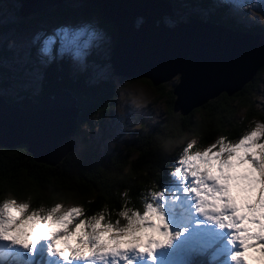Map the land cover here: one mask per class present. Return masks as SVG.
I'll return each mask as SVG.
<instances>
[{"label": "trees", "instance_id": "obj_1", "mask_svg": "<svg viewBox=\"0 0 264 264\" xmlns=\"http://www.w3.org/2000/svg\"><path fill=\"white\" fill-rule=\"evenodd\" d=\"M80 1V6L75 9L62 2L48 12H39L38 16L72 19L82 14L86 20L96 17L106 34L112 37L113 46L117 40V28L97 11V7H100L105 14H111L110 8H115L111 0ZM168 1L174 13L185 6L209 10L203 16L189 13L186 20L197 18L237 32L264 34L263 23L245 26L224 15V10L228 8L224 3L212 5L210 0ZM70 11L74 12L75 17L67 15ZM201 12L204 14L203 10ZM5 54L10 59L8 53ZM1 55L2 50L0 87L8 88L11 70L6 67ZM65 61L66 58L58 56H47L39 61L42 87L39 95L20 98L4 96L11 103L26 107L31 101L53 95L59 88L68 89L76 97L80 108L77 145L54 165L35 161L26 145H0V201L9 196L28 203L31 209L43 205L44 214L59 203L76 202L81 206L82 214L72 223V227L81 220L92 223L94 221L90 218L100 215L104 217L102 224L119 221L120 225H124L126 220L119 215L121 210L127 209L130 214L131 211H139L142 214L147 202L157 204L158 197L154 194L159 193L161 185L168 182L169 173L174 170L172 156L183 149L188 135H196L198 144L204 147L218 136L234 142L243 133L246 122L252 118L264 126V104L259 105L264 84V65L238 91L232 94L223 91L186 115L174 108L176 97L173 84L176 83L172 78L155 84L150 78L134 77L129 79H148L150 86L159 91L158 100L163 103L165 114L150 123H140L133 129L132 136L121 144L110 150L98 151L87 138L92 129L91 119L96 117L102 120L111 111L119 84L89 82L86 72H72ZM212 93L214 91L209 94ZM172 194L175 192L165 190V198Z\"/></svg>", "mask_w": 264, "mask_h": 264}, {"label": "snow or ice", "instance_id": "obj_2", "mask_svg": "<svg viewBox=\"0 0 264 264\" xmlns=\"http://www.w3.org/2000/svg\"><path fill=\"white\" fill-rule=\"evenodd\" d=\"M84 36L87 39L80 45ZM57 37L65 45L62 51L77 46L75 55L82 58V49L95 33L81 29L70 35L68 29H60L56 37L43 40L44 55L51 54ZM262 136L264 126H257L235 144H225L221 138L218 144L194 154L189 144L168 182L154 194L161 202H147L142 214L121 210L124 225L119 221L102 224L100 215L90 218L92 223L81 220L73 230L69 226L81 214L80 208L61 212L56 205L41 216L40 210L26 214L28 203L3 201L0 264H170L180 254L211 256L218 264H249V250L264 258V143L258 142ZM165 190L176 193L171 202ZM199 217L221 231L204 225ZM194 238L201 243L194 245ZM174 240L178 241L175 247Z\"/></svg>", "mask_w": 264, "mask_h": 264}, {"label": "water", "instance_id": "obj_3", "mask_svg": "<svg viewBox=\"0 0 264 264\" xmlns=\"http://www.w3.org/2000/svg\"><path fill=\"white\" fill-rule=\"evenodd\" d=\"M18 1V14L24 18L50 11L64 0ZM111 3L115 6L114 10L110 8L111 14H105L100 7L97 11L117 28V40L109 57L112 73L128 78L147 77L155 84L178 75L173 86L174 108L183 115L223 91H238L264 65V34L237 32L197 18L168 25L164 16L174 15L168 0ZM137 17L143 18L138 25ZM217 42L221 49H230L224 59ZM232 61H239V68L249 66L247 77H239L242 73ZM191 93L200 98H192ZM79 114L76 97L65 88L31 101L26 107L9 102L0 94V145H26L35 161L54 165L77 145Z\"/></svg>", "mask_w": 264, "mask_h": 264}, {"label": "rangeland", "instance_id": "obj_4", "mask_svg": "<svg viewBox=\"0 0 264 264\" xmlns=\"http://www.w3.org/2000/svg\"><path fill=\"white\" fill-rule=\"evenodd\" d=\"M91 1L96 2L95 0ZM210 1L212 5H220L222 3L228 5V8L224 10L223 14L228 18L237 20L245 26L256 23L264 24V0ZM63 3L66 4L67 7L75 9L76 7L80 6L81 1L65 0ZM19 6L20 2L18 0H0V50H2L1 56L4 60V64L11 70V74H9L12 75L9 87H0L1 94L5 96L13 95L19 98L27 95H39L40 89L42 88L39 61L47 56L66 58L67 61L65 62L68 66H70L71 71L79 73H82L83 71L86 72L89 82L108 81L112 83L115 82L116 84L118 83V93L111 111L108 112L102 120H99L96 117L91 119L92 129L89 133L90 136L87 138L88 141H91L94 144L98 151L100 149L110 150L112 147L121 144L122 141L132 136L131 133L133 129L139 126L140 123H150L162 116V114H165L164 105L160 100H158L159 91L150 86L147 81L148 79H129L126 77L115 76L112 73V67L109 61L112 48V37L106 34L103 25L96 17L86 20L84 15L80 14L75 17L74 12L70 11V14L67 13V15L74 16L75 18L66 19L63 16H60L59 19H56L54 16L47 18L45 16H38V13H33L23 18L18 14ZM100 10L102 11L101 8ZM202 10L204 14H201ZM189 13H198L200 16H203L206 13H209V10L185 6L184 9H179L176 13H174L173 16L165 15L164 22L172 26L178 21L186 20V17ZM142 20V17H137L135 24L138 25ZM60 29H68L70 35L81 29H87L88 32L95 33V38L91 40L87 48L82 49V58H78L75 55L77 46H73L70 50L62 51V48H65V45L59 37L56 38V42L53 45L50 55H44L41 52L43 40L49 36L56 37L57 32ZM86 39L87 36L80 37L79 44L83 45ZM217 47L221 49V46H219L218 42ZM228 51H230V49H227V51L221 49L219 51L222 59H224L225 53ZM5 53H8L10 59L6 57ZM154 56L157 58L156 55ZM232 63L237 65L239 68V61H232ZM202 67L205 68L206 66L203 64ZM239 69L242 73L239 77H247V74L250 73L249 66L247 68L241 67ZM178 78V75H174L172 77L173 82L177 83ZM191 96L192 98H200L197 97V95H192V93ZM260 104H264V84L259 105ZM240 120L242 119L240 118ZM102 122L105 123L101 124ZM246 124L247 125L243 133L239 135L238 138L234 140V142H231L227 137L218 136L210 144L201 147L198 144V138L196 135H188L186 142L185 140L183 141L185 142L183 149L181 151H177L176 154L172 156V162L174 166L177 159L183 157L186 154L185 148L189 144L193 145L189 151L190 153L194 154L197 151L202 152L207 150L213 144H218L221 138H224L225 144H235L240 138H242L243 135L248 134L257 126H263L261 123L257 122L255 118L247 121ZM77 140L78 135L76 134V141ZM258 142L263 143L262 137L258 140ZM216 150H218V148L213 149V151ZM245 167L248 166L245 165ZM188 182H192L190 176ZM175 195L176 193L166 197V199L171 202ZM8 197L9 196L5 197L4 200L1 199L0 203L6 200L15 201L16 204L23 203L19 200ZM160 202L161 201L158 198V203ZM57 205L61 206V212L67 211L71 208L81 209V206L76 204V202H69L68 204L59 203ZM42 208L43 205H39L37 209L28 208L26 214H31V212L34 210H40L41 216L47 215L50 210H46V213L44 214V210ZM81 214H79L74 219V221L79 216H81ZM71 225L69 226L70 229L74 230L75 225L73 227ZM90 230L91 229L89 228L87 231ZM166 250L167 249H165V251ZM253 253L255 256L259 257L258 252L253 251ZM260 260H263L264 263V258H260ZM74 264H83V262H74ZM170 264H177L174 257H172Z\"/></svg>", "mask_w": 264, "mask_h": 264}, {"label": "bare ground", "instance_id": "obj_5", "mask_svg": "<svg viewBox=\"0 0 264 264\" xmlns=\"http://www.w3.org/2000/svg\"><path fill=\"white\" fill-rule=\"evenodd\" d=\"M95 1H97V0H95ZM215 45V44H214ZM210 46V45H209ZM217 47V46H216ZM222 48H223V46H222ZM218 50V49H217ZM204 61V60H203ZM204 62H206V61H204ZM232 70V69H231Z\"/></svg>", "mask_w": 264, "mask_h": 264}]
</instances>
